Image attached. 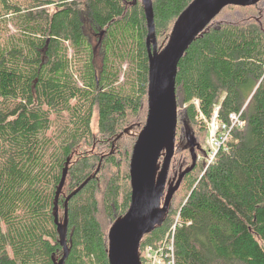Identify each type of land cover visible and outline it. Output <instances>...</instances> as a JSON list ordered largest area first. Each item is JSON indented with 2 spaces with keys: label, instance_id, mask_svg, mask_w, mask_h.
<instances>
[{
  "label": "trees",
  "instance_id": "1",
  "mask_svg": "<svg viewBox=\"0 0 264 264\" xmlns=\"http://www.w3.org/2000/svg\"><path fill=\"white\" fill-rule=\"evenodd\" d=\"M152 1L161 49L193 0ZM259 4L225 8L179 63L177 137L183 109L198 157L208 136L199 111L210 120L220 107L226 121L243 110L246 124L212 164L199 158L184 177L162 225L141 242L142 264L145 249L165 238L178 215L177 264H264V14L249 10ZM228 14L233 21L223 19ZM99 30L107 37L98 68ZM147 34L142 0H0V264L62 258L54 207L68 159L61 221L67 196L101 159L102 166L69 202L66 264H109L98 194L108 171L105 209L113 223L127 213L133 147L148 115ZM181 150L186 155L177 160L175 152L170 180L192 166L187 135Z\"/></svg>",
  "mask_w": 264,
  "mask_h": 264
},
{
  "label": "water",
  "instance_id": "2",
  "mask_svg": "<svg viewBox=\"0 0 264 264\" xmlns=\"http://www.w3.org/2000/svg\"><path fill=\"white\" fill-rule=\"evenodd\" d=\"M264 0H193L176 20L167 44L159 49L156 38L155 13L152 0H142L147 20L146 38L149 56L148 115L146 124L138 134L130 163L131 203L127 213L111 226L108 239L109 264H142L140 246L144 236L161 226L171 201L184 177L197 161L199 145L190 135L187 140L192 153V166L169 179L172 159L176 152L178 103L176 78L178 66L189 47L229 6L251 7ZM127 133L128 131H124ZM120 134L116 140H118ZM114 148V145H113ZM88 177L65 199V218H59V200L65 186L70 159L62 173L55 196V224L63 256L55 264H66L71 253L68 243V205L100 171Z\"/></svg>",
  "mask_w": 264,
  "mask_h": 264
},
{
  "label": "built area",
  "instance_id": "3",
  "mask_svg": "<svg viewBox=\"0 0 264 264\" xmlns=\"http://www.w3.org/2000/svg\"><path fill=\"white\" fill-rule=\"evenodd\" d=\"M199 107V102L196 101ZM220 107H217L210 120H206L199 111V121H204L208 131V148L204 152L205 165L208 167L212 164L219 151L228 149L232 133L236 129H242L245 122L242 119V112L231 113L228 120L222 121L219 117ZM200 159L202 157L200 156ZM181 225L180 217L177 216L176 222L171 226L165 238L157 245L148 246L143 254L145 264H177L175 249V231Z\"/></svg>",
  "mask_w": 264,
  "mask_h": 264
},
{
  "label": "rangeland",
  "instance_id": "4",
  "mask_svg": "<svg viewBox=\"0 0 264 264\" xmlns=\"http://www.w3.org/2000/svg\"><path fill=\"white\" fill-rule=\"evenodd\" d=\"M234 7H236V6H234ZM252 13H257V11L258 10H260L261 11V13H262V15L264 14V1L263 2H261L260 4H259V6L256 8V9H249ZM223 19L224 20H230V21H233L232 20V17L228 14V15H225L224 17H223ZM222 19V20H223ZM165 34L161 37V39H160V42H163L164 41V39H165ZM166 38H168L169 39V35L166 37ZM97 40H98V37L96 36V37H94V43H96L97 42ZM168 41V40H167ZM102 55H103V53H102V49L101 48H99L98 49V56H96V65H97V67L99 68L100 67V65H101V60H102ZM126 69H128V63H124V65H123V70L125 71ZM125 79V77H124V72H122V74H121V76H120V81L122 82L123 80ZM179 114H180V116H179V122H180V130H179V132H178V137H177V142H176V146L179 148L176 152V154H177V160H179V159H181L182 157H184L185 155H186V153H184V152H182V150H181V148H182V146L186 143V135H189V134H185V121L186 120H184L185 119V115H184V113H183V109H180V111H179ZM199 124V123H198ZM190 125V124H189ZM194 126V128H193V130L195 131V132H198V129L201 127V124H199V125H193ZM93 130H94V132H97V130H98V125H97V116H95L94 117V119H93ZM137 140V139H136ZM136 142V141H135ZM93 148H95V146L93 147ZM208 148V136H207V138H205V141H204V143H203V145H202V149H203V152H200L199 153V157H198V159L200 158V156L202 157V163L203 164H205V159H204V155L203 154H205L204 152H206V149ZM177 160H176V164H177ZM101 166H102V163H101ZM109 174H110V172H108L107 171V173H106V176L104 177V179H103V182H102V184H101V192L98 194V198H99V218H100V220H101V222L103 223V226H104V228L105 229H107L108 230V232H109V230H110V228H111V226L113 225V221H112V219L110 218V216L108 215V213H107V211H106V209H105V206H104V196H103V193H104V188H105V183H106V181H107V177L109 176ZM184 189V188H183ZM184 195H185V192H184V190H182L181 192H180V194H179V198H177L176 200H175V203H176V205H178V203H180L181 201H182V199L184 198ZM176 220H177V217H176V219H175V222H176ZM174 222V223H175Z\"/></svg>",
  "mask_w": 264,
  "mask_h": 264
},
{
  "label": "flooded vegetation",
  "instance_id": "5",
  "mask_svg": "<svg viewBox=\"0 0 264 264\" xmlns=\"http://www.w3.org/2000/svg\"><path fill=\"white\" fill-rule=\"evenodd\" d=\"M95 35H99L100 36L96 48L97 47H98V49L101 48L102 49V53L104 54V50H105V46H106V43L105 42H106V37H107L106 31H103V30L96 31L95 32Z\"/></svg>",
  "mask_w": 264,
  "mask_h": 264
}]
</instances>
